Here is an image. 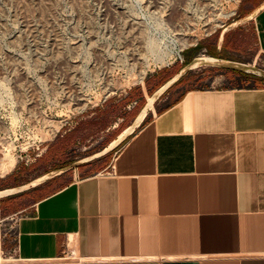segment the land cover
<instances>
[{
	"label": "crops",
	"instance_id": "obj_1",
	"mask_svg": "<svg viewBox=\"0 0 264 264\" xmlns=\"http://www.w3.org/2000/svg\"><path fill=\"white\" fill-rule=\"evenodd\" d=\"M247 19L264 54V5ZM185 66L111 160L40 187L0 264H264V74L233 64L238 83L189 87Z\"/></svg>",
	"mask_w": 264,
	"mask_h": 264
},
{
	"label": "rangeland",
	"instance_id": "obj_2",
	"mask_svg": "<svg viewBox=\"0 0 264 264\" xmlns=\"http://www.w3.org/2000/svg\"><path fill=\"white\" fill-rule=\"evenodd\" d=\"M263 5L0 0V192L14 189L0 195V261L14 253L16 223L47 190L40 187L61 170L53 187L75 167L82 173L111 160L143 99L187 60H231L186 67L189 87L238 83L233 64L264 74L250 20H241Z\"/></svg>",
	"mask_w": 264,
	"mask_h": 264
},
{
	"label": "bare ground",
	"instance_id": "obj_3",
	"mask_svg": "<svg viewBox=\"0 0 264 264\" xmlns=\"http://www.w3.org/2000/svg\"><path fill=\"white\" fill-rule=\"evenodd\" d=\"M256 11H257V9H256ZM211 18V17H210ZM209 19V18H208ZM207 19V20H208ZM213 20V19H212ZM215 20V19H214ZM211 60H216L214 57H196L194 60H193V62H191V63H189L187 66H185L184 68H186V67H189V68H192L193 66H195V65H199V64H201V63H203V62H207V61H211ZM205 64V63H204ZM208 65H209V63H207ZM202 65V64H201ZM210 66V65H209ZM178 76V74H176V76H174L172 79H170L167 83H165V85H163L164 87L169 83V82H171V81H173V80H175L176 79V77ZM164 87H161L159 90H158V92L156 93V95L157 94H159V92L164 88ZM156 95H153V96H151L150 98H149V100L147 101V105L141 110V112L139 113V115H138V117H137V122H139L140 120H141V118L144 116V114L146 113V110H147V108L148 107H150L151 105H152V102H153V100H154V98H155V96ZM17 190V189H16ZM14 191V189H12V188H8V189H5V190H2V192H0V195H2V194H8V193H11V192H13Z\"/></svg>",
	"mask_w": 264,
	"mask_h": 264
},
{
	"label": "built area",
	"instance_id": "obj_4",
	"mask_svg": "<svg viewBox=\"0 0 264 264\" xmlns=\"http://www.w3.org/2000/svg\"><path fill=\"white\" fill-rule=\"evenodd\" d=\"M20 262H24V263L35 262V263H38L39 260H35V259H21Z\"/></svg>",
	"mask_w": 264,
	"mask_h": 264
},
{
	"label": "trees",
	"instance_id": "obj_5",
	"mask_svg": "<svg viewBox=\"0 0 264 264\" xmlns=\"http://www.w3.org/2000/svg\"><path fill=\"white\" fill-rule=\"evenodd\" d=\"M189 62H190V60H187L184 65L188 64ZM150 92H151V90H150Z\"/></svg>",
	"mask_w": 264,
	"mask_h": 264
}]
</instances>
